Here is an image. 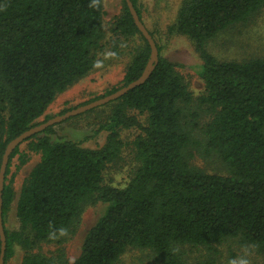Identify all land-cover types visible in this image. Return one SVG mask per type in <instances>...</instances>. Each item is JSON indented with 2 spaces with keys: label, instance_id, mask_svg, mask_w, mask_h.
<instances>
[{
  "label": "trees",
  "instance_id": "16d2710c",
  "mask_svg": "<svg viewBox=\"0 0 264 264\" xmlns=\"http://www.w3.org/2000/svg\"><path fill=\"white\" fill-rule=\"evenodd\" d=\"M131 1L144 23L140 0ZM263 7L264 0L183 1L168 32L193 41L202 59V95L194 97L178 64L163 55L149 31L158 61L143 83L102 105L110 111L96 130L109 132L101 148L68 139L52 142L55 125L27 138L40 159L19 194L20 226L9 231L10 164L21 156L24 142L15 147L2 191L4 264L15 246L27 252L21 264H118L129 248L149 249L163 264H191L184 246L215 250L229 239L264 258V57L219 60L207 47L218 33L246 24ZM113 32L127 40L139 34L144 44L134 50L121 84L92 101L140 78L151 58L126 0ZM104 37L103 0H0V168L8 143L50 119L45 113L57 96L97 67ZM203 108L209 120L201 125ZM132 128L139 133L132 141L130 181L121 188L105 184L107 166L125 148L120 131ZM197 129L203 142L194 137ZM194 145L199 153L220 158L229 175L193 167ZM97 202L104 210L72 263L29 253L74 229L85 206ZM1 250L0 237V255Z\"/></svg>",
  "mask_w": 264,
  "mask_h": 264
},
{
  "label": "rangeland",
  "instance_id": "374dc122",
  "mask_svg": "<svg viewBox=\"0 0 264 264\" xmlns=\"http://www.w3.org/2000/svg\"><path fill=\"white\" fill-rule=\"evenodd\" d=\"M184 0H140L139 8L146 28L153 32L155 39L162 46L165 57L178 64L177 70L194 97L204 93V81L199 76L202 59L195 49L193 41L185 35L170 34L168 27L173 25L178 10ZM124 0H103L105 37L101 48L96 52L97 67L85 78L60 93L50 104L45 115L51 118L102 96L112 87L119 86L125 69L133 57V52L143 41L139 34L130 39H119L113 32L114 22L122 14ZM208 50L219 60H244L252 57H264V7L246 24H236L218 33L207 45ZM108 106L96 107L91 113H81L72 119H66L55 125L52 142L73 140L88 149L101 148L109 132L96 133L101 122L108 117ZM90 111V110H89ZM88 112V111H87ZM197 121L203 125L209 120L205 108L200 112ZM45 115L40 118L43 121ZM144 120V117H141ZM44 122V121H43ZM139 133L136 128L122 129L121 139L125 142L122 157L109 164L104 174L105 184L125 187L130 181L131 169L134 167L132 141ZM197 141L203 142L198 129L194 133ZM191 163L206 173L229 175L226 165L215 155L205 156L191 147ZM21 156H16L10 164L8 182L14 189V200L6 214L5 224L9 231L19 228L17 201L23 183L38 163L40 154L30 150L28 143L20 146ZM104 205L101 202L87 204L74 229L54 240L34 246L29 253L41 254L55 258L58 262L72 263L81 254L82 244L90 227L102 214ZM183 251L189 263H204L215 259L216 264H264V258L253 247L241 244L236 239H229L215 250L184 246ZM27 252L21 246L14 247L13 256L7 264H21ZM118 264H163L149 249L129 248Z\"/></svg>",
  "mask_w": 264,
  "mask_h": 264
},
{
  "label": "water",
  "instance_id": "95a60500",
  "mask_svg": "<svg viewBox=\"0 0 264 264\" xmlns=\"http://www.w3.org/2000/svg\"><path fill=\"white\" fill-rule=\"evenodd\" d=\"M126 3L129 7V10H130L133 18H134L136 25L138 26L139 30L142 32L144 37L147 39V41L151 47V58L147 64V67L145 68V71L140 76V78L129 83L128 85L121 87L120 89H118L117 91H115L109 95L95 99L91 102H88L86 104H83V105H80V106L75 107L73 109H70L63 114L56 115V116L48 119L47 121L41 122V123L29 128L25 132L21 133L19 136H17L16 138H14L12 141H10L8 143L6 150H5V153H4V156H3L1 168H0V237H1V241H2L0 264H4V256H5V251H6V235H5V230H4V225H3V215H2V191H3V187H4V179H5L7 164H8V160H9V156H10L11 152L15 149V147H17L19 144L24 142L27 138H29V137L37 134V133L42 132L43 130H45L49 126H54V125L66 120L70 117H73V116L79 115L81 113L87 112L93 108L102 106V105H104L110 101L116 100L117 98L121 97L122 95L127 93L129 90H131V89L135 88L136 86L140 85L141 83H143L146 80V78L150 75L151 71L154 68L155 63H157V61H158L159 52H158V48H157V45L155 43L154 38L152 37L149 30L146 28V26L142 22V20L140 19L132 1L126 0Z\"/></svg>",
  "mask_w": 264,
  "mask_h": 264
},
{
  "label": "clouds",
  "instance_id": "9594fccd",
  "mask_svg": "<svg viewBox=\"0 0 264 264\" xmlns=\"http://www.w3.org/2000/svg\"><path fill=\"white\" fill-rule=\"evenodd\" d=\"M63 232V230H61ZM243 264H246V262H243Z\"/></svg>",
  "mask_w": 264,
  "mask_h": 264
}]
</instances>
